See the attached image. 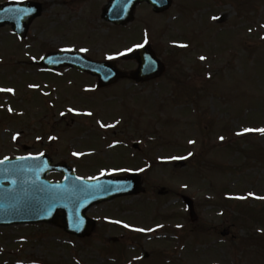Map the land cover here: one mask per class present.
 Returning <instances> with one entry per match:
<instances>
[{"label": "rangeland", "instance_id": "1", "mask_svg": "<svg viewBox=\"0 0 264 264\" xmlns=\"http://www.w3.org/2000/svg\"><path fill=\"white\" fill-rule=\"evenodd\" d=\"M27 1L43 10L26 38L0 29V88L21 92L0 120V159L44 147L79 176L137 171L145 193L92 208L84 239L47 225L0 227V264H264V0H173L160 15L141 4L123 28L102 20L108 0ZM145 43L165 71L144 83L97 90L72 69L56 77L32 66L66 48L129 71L134 62L120 56ZM104 217L144 231L107 229Z\"/></svg>", "mask_w": 264, "mask_h": 264}, {"label": "water", "instance_id": "2", "mask_svg": "<svg viewBox=\"0 0 264 264\" xmlns=\"http://www.w3.org/2000/svg\"><path fill=\"white\" fill-rule=\"evenodd\" d=\"M143 2L152 6L155 13L164 12L171 4V0H110L103 9L102 17L112 24L124 25L132 19L136 5ZM40 13L41 8L37 4L8 3L0 6V27L12 24L13 31L24 37L29 24ZM128 58L138 61V69L131 74L136 81L152 79L163 72L162 65L149 48L124 57ZM47 63L52 65V69L67 65L97 76L99 87L108 86L126 76L118 72L112 63H92L65 51L49 55L40 62L42 65ZM41 158L0 161V225L57 224L69 234L84 237L92 227V222L85 216L90 206L144 191L135 173L89 181L74 176L64 164L46 167L49 161H44V166ZM51 171L62 173L64 179L58 183L46 181L45 176ZM186 203L191 207L188 200ZM59 216L63 218L62 224L57 223Z\"/></svg>", "mask_w": 264, "mask_h": 264}, {"label": "flooded vegetation", "instance_id": "3", "mask_svg": "<svg viewBox=\"0 0 264 264\" xmlns=\"http://www.w3.org/2000/svg\"><path fill=\"white\" fill-rule=\"evenodd\" d=\"M51 75H55V73L54 74H51ZM23 97H21V98H19V99H22ZM12 100H16V98L15 99H12ZM22 101V100H21ZM53 100H51V103H49V111H52V110H54L55 108V102H56V100H55V102H52ZM44 103H46V101H44ZM54 106V107H53ZM3 111V108H0V117L1 116H3L4 115V113L2 112ZM16 113L18 114V116H23V117H25V114H26V109H24L23 108V110L21 109L20 111H16ZM12 115L13 114H15L14 112H12L11 113ZM10 113H9V115H8V117H12V115H11ZM6 115V114H5ZM16 141V140H15ZM14 141V142H15ZM43 149V151H45L46 153H48V151H46L47 149L46 148H44V147H42ZM30 149V148H29ZM23 151H25V153H26V155L27 154H34V152H32V150L30 149V151L29 150H27V147H23V149H22ZM52 158V157H51ZM52 161H53V159H52ZM54 162V161H53Z\"/></svg>", "mask_w": 264, "mask_h": 264}, {"label": "snow or ice", "instance_id": "4", "mask_svg": "<svg viewBox=\"0 0 264 264\" xmlns=\"http://www.w3.org/2000/svg\"><path fill=\"white\" fill-rule=\"evenodd\" d=\"M201 59H204V57H201ZM11 91V90H9ZM246 131H251L250 129L249 130H246ZM260 131L261 133H264V129H260L258 130ZM221 139H223V137H221ZM124 227H128V225H124ZM136 231H144L143 229H135Z\"/></svg>", "mask_w": 264, "mask_h": 264}]
</instances>
